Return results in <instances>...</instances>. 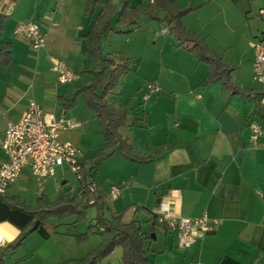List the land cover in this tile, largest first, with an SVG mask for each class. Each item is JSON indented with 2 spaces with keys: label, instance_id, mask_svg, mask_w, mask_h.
Instances as JSON below:
<instances>
[{
  "label": "crops",
  "instance_id": "0c3cea01",
  "mask_svg": "<svg viewBox=\"0 0 264 264\" xmlns=\"http://www.w3.org/2000/svg\"><path fill=\"white\" fill-rule=\"evenodd\" d=\"M113 1L119 5L121 0ZM130 1L131 6L143 2ZM178 1L182 8L194 7L184 18L186 26L197 31L225 64L234 67L232 77L243 94H233L221 81L205 84L209 66L198 62L177 43H164L147 61L140 58L141 66L145 65L139 75L132 48L119 50L117 43L125 41V37L130 43L140 40L139 34L152 23L146 17L138 21L139 28L131 34L111 33L102 42L104 53L116 51L133 61L128 74L131 77L120 92L122 96H132V102L123 106L111 103L128 109L126 124L133 129L126 136L125 124L120 133L142 157H149L154 147L165 150L147 163L121 159L116 154L113 158L118 159L113 160H117L120 172L103 179L99 168L95 181L107 198L110 184L109 190L121 187V196L109 203L111 211L122 214L125 223L142 220L146 230L152 224V212L161 205L169 208L174 217L208 216L212 230L197 237L188 249L179 247L177 231L157 227L149 245V259L154 264H264V136L253 141L249 128L252 121L264 126L252 96L259 85L254 80L255 51L251 45L264 37V18L259 15L264 0ZM87 3L88 0H0V48L6 45L10 52L8 64L0 57V141L8 124L19 121L30 101L61 119L57 105L72 95L73 88L58 83L53 70L56 59H63L77 74L78 84L92 80L89 71L94 69V63L87 54L85 37L102 6L95 8L93 16H87ZM27 21L35 22L45 34V48L35 49L26 37L15 34L16 27ZM115 23L116 19L111 20L112 26ZM161 35L167 37V32L161 31ZM80 79L85 81L79 83ZM145 82L160 88L158 93L147 90L148 101L143 99L147 93L141 99L136 94ZM61 138L74 143L70 131H63ZM85 158L81 156V162ZM7 160L0 145V164ZM31 174L30 166L25 167L16 183L0 195V203L10 197L13 202L36 206L27 204L19 195L30 185ZM51 178L59 189L57 171ZM46 183L47 180L39 182ZM41 190L44 194L47 191ZM58 195L46 197L54 201ZM126 207L132 212L128 220L123 212ZM50 221L59 224L56 218ZM72 223L63 221L57 233L47 239L39 232L30 233L18 248L6 253L0 264H60L84 259L102 244L103 237L94 232L80 240L77 236L85 234L89 225L77 230L78 224L73 227ZM157 229L166 235L158 248L153 244L158 241ZM0 235L12 237L0 245L2 248L17 241L21 230L10 222H0ZM98 264H124L123 249H115Z\"/></svg>",
  "mask_w": 264,
  "mask_h": 264
},
{
  "label": "trees",
  "instance_id": "16d2710c",
  "mask_svg": "<svg viewBox=\"0 0 264 264\" xmlns=\"http://www.w3.org/2000/svg\"><path fill=\"white\" fill-rule=\"evenodd\" d=\"M98 5L102 6V10L85 37L87 54L95 65V68L89 71L92 80L78 84L76 92L62 101L63 107L69 108L75 105L79 94L85 95L86 102L94 113V119L102 123L106 151L100 154L99 159L81 162L85 169L82 172V179H78L80 188L76 194L62 191L54 201H49L43 195L34 207L4 197L0 203V222L7 221L15 225L21 230V236L17 241L0 248V261L8 251L18 248L23 243L24 234L30 232L37 222L38 228L33 232H39L47 239L57 233L65 217L76 216L77 220L72 223L75 227L79 221L87 217L89 208L95 206L98 211L95 219L97 223L90 224L87 232L77 238L83 240L89 234L98 232L103 237L102 244L82 260L63 261L60 264H98L110 256L117 247L123 249L124 264H154L149 259L152 252L149 245L155 229L166 225H160L157 214L153 212L152 224L148 230L144 228L145 222L142 220L125 223L122 214L111 211L108 198L95 181L101 162L116 154L137 163H147L165 150V147H154L149 157H142L120 133V129L127 123L128 109L114 106L109 102L108 96L114 92L119 81L131 72L133 61L116 51L104 53L102 42L111 33L131 34L139 28L138 21L143 17L152 22H165L167 34L178 41V47L189 50L198 62L209 66L210 73L205 84L221 81L233 94H243V89L233 80L234 67L225 64L222 56L213 52L197 31L186 26L184 18L194 7L182 8L178 0H154L153 4L143 0L136 6H131L130 0H121L119 5L113 0H88L86 15L93 16ZM113 19H116L115 26L111 24ZM0 57L5 65L10 62V52L6 45L0 48ZM263 94L253 92L252 96L257 101L256 112H259L264 120V110L259 101ZM105 210L108 211V215ZM52 218H56L59 224H53L50 221Z\"/></svg>",
  "mask_w": 264,
  "mask_h": 264
},
{
  "label": "built area",
  "instance_id": "2783aa9c",
  "mask_svg": "<svg viewBox=\"0 0 264 264\" xmlns=\"http://www.w3.org/2000/svg\"><path fill=\"white\" fill-rule=\"evenodd\" d=\"M144 1L154 3V0ZM259 15L264 18V9L259 11ZM162 33L165 34L166 29H163ZM15 34L26 37L35 49L47 46L45 34L33 21L20 23L15 29ZM251 45L255 51L254 80L259 85L257 92L262 94L264 93V37ZM53 70L59 84L72 83L78 79L77 74L63 59L55 60ZM148 90L150 93H158L160 88L149 83ZM150 93L144 95L145 101L150 99ZM259 101L264 110V94L260 96ZM80 127L81 124L78 122L65 121L48 115L38 103L30 101L19 121L8 124L5 135L0 141L8 157L5 163L0 164V195L6 194L27 166H30L33 176L39 182L55 177L57 168L64 166L69 167L78 179H82L85 168L81 164L79 150L73 143L61 138L63 131L76 130ZM249 128L253 133V141L257 142L264 136V126L261 123L252 121ZM121 192V187L112 186L110 198L117 199ZM155 213L160 224L178 232L181 249L190 248L197 237H204L212 230L207 215L197 219L174 217L170 214L169 208L163 205L157 207Z\"/></svg>",
  "mask_w": 264,
  "mask_h": 264
},
{
  "label": "rangeland",
  "instance_id": "374dc122",
  "mask_svg": "<svg viewBox=\"0 0 264 264\" xmlns=\"http://www.w3.org/2000/svg\"><path fill=\"white\" fill-rule=\"evenodd\" d=\"M164 28L167 29V23L152 22L151 24L146 26L145 31L139 34L141 37L140 40L138 41L134 40L132 43H130L127 42V37H125L123 39L125 41H118L117 48L119 50L128 47L132 48V51L130 50V52L131 54L133 53L134 62H135L134 64L137 65V66L134 65V67H137L136 69L137 71H139V75L142 74V72H144L143 68L145 65L144 63L141 66L140 58H145V60L147 61L148 58L154 56L156 48H159L164 43H168V44L177 43L178 46V41L173 36L169 34H167V37L161 35V31ZM131 44L132 46H130ZM93 67L95 68V65ZM130 77H131L130 75H126L119 81V83L117 84L114 90V92L117 94H110L108 96L110 103H113L114 105L122 104L123 106V104L129 105L132 102L131 101L132 96L126 97L124 95L123 96L120 95V92L123 90ZM84 81L85 79H80L79 83H83ZM145 83H146L145 86L140 90H138L136 93L140 99L144 94L147 93L148 85L151 82H145ZM60 85L63 86L64 88H73L72 94H74L78 86V81L67 84H60ZM119 98H122V100H119ZM140 99L136 103L139 104ZM57 108L59 110V118L65 121H73L81 124L80 129L69 130V131L70 133H72L74 138L73 145L79 150L81 156L83 155L86 156V158L83 159V161L90 162L92 160L99 159L100 154L106 151L105 136L103 134L102 123L101 121L94 119V113L89 108L85 99V95L83 93L79 94L75 105L72 107L64 108L63 101H61L60 105H57ZM64 113H67L68 115L65 116ZM126 127H127L126 128L127 130H125L127 134L126 136H128L131 133L130 130H132L133 128L130 129V126H128V124H126ZM113 157L114 156L101 162L100 168L102 170L101 174L103 179L106 178L105 175L106 176L108 174L114 175L117 172H120V167L118 166V162H116L117 160H113L118 158H113ZM120 157L121 159H125L123 156ZM57 180L59 182V189L56 183L54 182L53 178H48L47 183L45 185L44 184L41 185L39 184V181L31 174L30 185L26 187V191L19 193V195L21 196L24 202H27V204L37 205L39 198L43 195L52 198L59 194V190H64L76 194V192L80 188V181L78 180L76 174L69 167L64 166L62 168L57 169ZM109 187L107 188V191L109 194L108 201L110 203L112 201V199L110 198L112 187L110 190ZM42 188L47 189L45 194L42 192L41 190ZM97 212H98L97 207L94 206L89 208L87 217L77 223L78 224L77 230L86 229L90 224L95 225L97 221L95 220L94 217L97 216ZM123 212L125 214L124 217L125 220L131 218L132 212L130 211L129 207H126ZM105 213L106 215H108L107 210H105ZM75 220H77L76 216H67L63 221L71 223L74 222ZM157 234H158V241H153V244L155 245L156 248L162 245L164 241V237L166 236L164 231L161 229H157ZM93 237H98V236H93ZM117 248L119 250L122 249L121 247H117Z\"/></svg>",
  "mask_w": 264,
  "mask_h": 264
},
{
  "label": "clouds",
  "instance_id": "9594fccd",
  "mask_svg": "<svg viewBox=\"0 0 264 264\" xmlns=\"http://www.w3.org/2000/svg\"><path fill=\"white\" fill-rule=\"evenodd\" d=\"M6 239H7L8 242H10L12 237H5L3 235H0V245H3L5 243V241H6Z\"/></svg>",
  "mask_w": 264,
  "mask_h": 264
},
{
  "label": "water",
  "instance_id": "95a60500",
  "mask_svg": "<svg viewBox=\"0 0 264 264\" xmlns=\"http://www.w3.org/2000/svg\"><path fill=\"white\" fill-rule=\"evenodd\" d=\"M38 225H39V223L37 222V223L34 225V227L31 229L30 232L35 231V230L38 228ZM30 232L25 233L24 236H23V239L27 238V237L29 236Z\"/></svg>",
  "mask_w": 264,
  "mask_h": 264
}]
</instances>
